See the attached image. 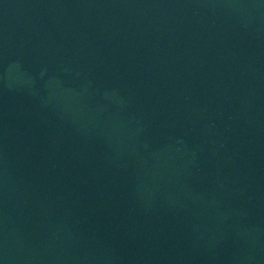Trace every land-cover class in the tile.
Listing matches in <instances>:
<instances>
[{"label": "water", "instance_id": "water-1", "mask_svg": "<svg viewBox=\"0 0 264 264\" xmlns=\"http://www.w3.org/2000/svg\"><path fill=\"white\" fill-rule=\"evenodd\" d=\"M0 264H264V0H0Z\"/></svg>", "mask_w": 264, "mask_h": 264}]
</instances>
